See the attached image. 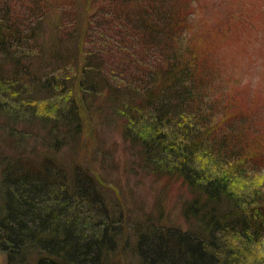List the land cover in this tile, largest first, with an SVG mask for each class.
Returning <instances> with one entry per match:
<instances>
[{
  "label": "trees",
  "instance_id": "trees-1",
  "mask_svg": "<svg viewBox=\"0 0 264 264\" xmlns=\"http://www.w3.org/2000/svg\"><path fill=\"white\" fill-rule=\"evenodd\" d=\"M51 1L0 0L4 264H264V254L253 257L264 186L244 183L263 161L245 131L260 134V125L232 100L220 113L229 119L214 123L224 79L198 63L200 49L183 35L184 1L93 0L96 13L83 18ZM78 106L91 119L98 111L125 119L129 175L180 180L186 229L161 224L162 212L124 217L116 184L90 168L106 156Z\"/></svg>",
  "mask_w": 264,
  "mask_h": 264
},
{
  "label": "rangeland",
  "instance_id": "rangeland-1",
  "mask_svg": "<svg viewBox=\"0 0 264 264\" xmlns=\"http://www.w3.org/2000/svg\"><path fill=\"white\" fill-rule=\"evenodd\" d=\"M58 1H51L54 3L52 8H56ZM92 1L65 0L61 1L60 4L67 2L66 6L69 5L73 8V12L75 10L81 11L80 16L83 18V10L87 12L88 16L96 13L97 10L91 3ZM183 1L188 17L183 26V35L188 38L193 37L192 40L196 43L197 51L200 49V56H196L198 63L204 59L205 65L224 79L223 89L225 92L217 93L218 97L214 98L217 102L222 100V103L218 105L219 110L214 116V123L221 121V118L224 122L229 119L225 116L222 117L220 113L226 110V104L232 100L231 104L239 106L240 111L245 116L250 114V118H252L250 122H252L253 127L256 128L257 124L260 125V134H258L257 129H254L256 132L251 133L249 130L245 131L250 139L248 142L251 144L250 148L256 150L253 156L263 159V161L262 165L259 164L255 167L258 171L254 169V171L248 172L244 183L252 189L261 190L264 186V169H261V166H264V0ZM14 5H17L16 0ZM53 19L52 13L47 21L52 22ZM85 21L86 19H84V23ZM82 36L83 34H81V38ZM207 48L208 51H206ZM137 49L140 52L141 46H138ZM67 75L71 79L75 72L68 69ZM68 92H64V99L69 98L71 100L73 98L75 101L74 97H71L70 91ZM86 98L88 100L86 105H90L89 96ZM92 106H96L94 110H98L97 103ZM78 108L81 113L82 127L86 125V130L93 133L91 137L93 143L100 146L106 156L103 158L104 162L98 160L99 164L98 161H95V164L91 159L89 162L92 161L93 164L90 166L87 158L79 151L80 155L77 152L76 154L81 158L83 156L80 164L85 166L89 164L91 170L100 171L99 176H102L101 179L104 182L116 184L114 191L117 192L123 213H126L124 217L128 218L127 215H129V219L136 218L139 220L143 219L139 212L151 216L153 214L154 217L162 212L161 224L167 226L180 225L182 229H186L188 226L184 224L180 210L182 203L189 199V194L180 185V180H167V178L159 180L147 172L129 175L128 172H131L133 168L128 165L127 168L125 167L127 162L128 164L132 163V159L128 160L131 144L120 127L121 125L124 126L125 119H117L110 116L109 113L100 115L99 111L96 117L91 119L88 118L89 115L84 112L83 108L79 106ZM94 123L97 125V129L95 127L93 129ZM214 125L208 124L209 130L212 128L214 130ZM215 130L217 131V129ZM79 137L80 135L76 133L68 146L76 145ZM85 140L88 141L89 138ZM71 153H74L72 149ZM67 155L69 156V154ZM108 192L113 195L111 191L108 190ZM255 249L256 254L253 257L256 259L262 257L264 254V234ZM4 263L5 257L0 254V264Z\"/></svg>",
  "mask_w": 264,
  "mask_h": 264
}]
</instances>
